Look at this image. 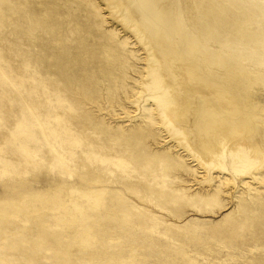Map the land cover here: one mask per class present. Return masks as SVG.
Returning <instances> with one entry per match:
<instances>
[{"label": "rangeland", "instance_id": "374dc122", "mask_svg": "<svg viewBox=\"0 0 264 264\" xmlns=\"http://www.w3.org/2000/svg\"><path fill=\"white\" fill-rule=\"evenodd\" d=\"M92 1L104 17L0 0V264H264L259 164L235 170L230 142L204 164L168 119L185 71L178 95L119 1Z\"/></svg>", "mask_w": 264, "mask_h": 264}, {"label": "bare ground", "instance_id": "6f19581e", "mask_svg": "<svg viewBox=\"0 0 264 264\" xmlns=\"http://www.w3.org/2000/svg\"><path fill=\"white\" fill-rule=\"evenodd\" d=\"M118 1L152 42L163 73L178 95L183 93L176 82L179 70L196 88L189 94L185 125L178 121L176 105L167 111L169 121L187 131L186 139L204 164L217 158V172H221L219 157L230 142L234 169L257 162L264 180V105L256 99L264 94V0ZM86 2L96 17L102 16L98 2ZM117 36L110 31L111 39ZM119 44L126 45L127 39ZM150 122L155 124L152 118ZM135 133L148 136L142 130ZM221 178L214 194L231 189V176ZM233 230L231 225L223 231L231 234Z\"/></svg>", "mask_w": 264, "mask_h": 264}]
</instances>
